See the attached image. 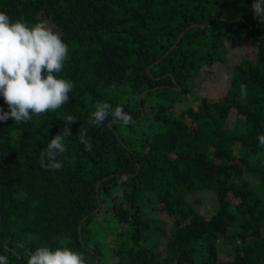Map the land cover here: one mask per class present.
<instances>
[{
	"label": "trees",
	"instance_id": "obj_1",
	"mask_svg": "<svg viewBox=\"0 0 264 264\" xmlns=\"http://www.w3.org/2000/svg\"><path fill=\"white\" fill-rule=\"evenodd\" d=\"M252 3L0 0L13 22L59 30L69 49L59 77L74 84L58 111L0 121V255L8 264H27L41 246L68 247L85 264H264V23ZM215 65L230 69L226 93L210 101L201 89L200 102L187 105L194 81ZM97 102L122 107L135 123L109 116L90 125ZM0 108L8 111L3 97ZM63 130L64 166L45 171L40 153ZM207 190L218 202L210 218L189 201ZM157 210L173 221L169 229L151 219ZM155 234L158 244L146 246ZM226 253L232 259L221 261Z\"/></svg>",
	"mask_w": 264,
	"mask_h": 264
},
{
	"label": "clouds",
	"instance_id": "obj_2",
	"mask_svg": "<svg viewBox=\"0 0 264 264\" xmlns=\"http://www.w3.org/2000/svg\"><path fill=\"white\" fill-rule=\"evenodd\" d=\"M252 10L258 22L264 23V0H253ZM69 58L68 46L60 34L46 23L29 24L23 19L15 22L4 12H0V97L8 107L0 108V121L14 120L15 124L28 123L35 117L47 115L49 110L58 111L70 100L74 84L69 79L59 77L64 63ZM225 83L230 80L222 74ZM241 97H247V86L240 85ZM111 116L114 122L127 127L134 124L132 116L122 107L106 102H97L88 123L100 126ZM68 121L75 123L74 117ZM68 134L70 135L69 131ZM84 145V151H92L91 138L87 129L80 128L77 136ZM259 147H264V135L258 136ZM67 151L64 130L50 140L40 153V166L45 170L59 171L63 162L58 157ZM0 264H8V259L0 255ZM27 264H85L81 253L68 247L55 250L46 246L36 248L29 256Z\"/></svg>",
	"mask_w": 264,
	"mask_h": 264
},
{
	"label": "rangeland",
	"instance_id": "obj_3",
	"mask_svg": "<svg viewBox=\"0 0 264 264\" xmlns=\"http://www.w3.org/2000/svg\"><path fill=\"white\" fill-rule=\"evenodd\" d=\"M44 23H46L54 31L59 33V30L55 28L49 21H45ZM232 51L234 53V56H239L243 54L244 52L248 53V51L240 52L238 49H232ZM222 74H227L230 77L229 67L215 65L209 69L203 70L202 74L200 75V78L197 79L198 80L197 83L196 81H194L191 92L185 95V98L183 99L184 102H186L187 105L188 104H198L200 102V98L198 97V94L201 92V89H202V92H201L202 94L200 95V97L206 98L210 101H216L219 96L226 93L228 89V84L230 82L229 80L227 83H225L222 79ZM199 81H200V87H199L200 90L198 91L197 86H198ZM262 165H264V163H262ZM263 196H264V191H263ZM189 201L194 206V208L206 218H210L214 214V212L216 211L217 205H218L215 194L212 191H208V190L190 196ZM157 206L158 207L156 209H159L160 206L159 205ZM157 217L161 218L162 221H165L168 224L167 229L170 228L173 222L171 219H169L168 217L165 218L164 214L159 210H157L156 216L153 215L151 219H154ZM103 237L106 238L104 234H103ZM155 243L156 245L158 244L157 234H155L154 236L152 235V238H150L148 242H145V245L149 247H153ZM231 259H232V255L227 254V253L220 256L221 261H229Z\"/></svg>",
	"mask_w": 264,
	"mask_h": 264
},
{
	"label": "water",
	"instance_id": "obj_4",
	"mask_svg": "<svg viewBox=\"0 0 264 264\" xmlns=\"http://www.w3.org/2000/svg\"><path fill=\"white\" fill-rule=\"evenodd\" d=\"M179 90H181V89H179ZM100 206V205H99Z\"/></svg>",
	"mask_w": 264,
	"mask_h": 264
}]
</instances>
